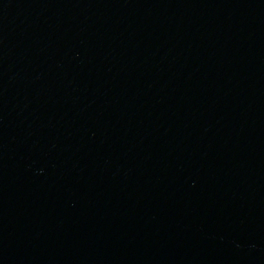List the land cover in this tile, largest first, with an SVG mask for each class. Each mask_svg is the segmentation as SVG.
I'll return each mask as SVG.
<instances>
[{"label": "water", "instance_id": "1", "mask_svg": "<svg viewBox=\"0 0 264 264\" xmlns=\"http://www.w3.org/2000/svg\"><path fill=\"white\" fill-rule=\"evenodd\" d=\"M0 264H264V0H0Z\"/></svg>", "mask_w": 264, "mask_h": 264}]
</instances>
